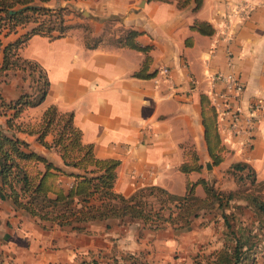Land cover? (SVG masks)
<instances>
[{"label": "crops", "instance_id": "obj_1", "mask_svg": "<svg viewBox=\"0 0 264 264\" xmlns=\"http://www.w3.org/2000/svg\"><path fill=\"white\" fill-rule=\"evenodd\" d=\"M51 1L54 0L45 4ZM57 1L65 4L68 0ZM240 2L250 10L230 42L234 57L232 65H228L220 29L226 14ZM82 4L87 7L82 12L90 13L85 31L75 26L59 36L36 33L19 49L20 55L43 67L49 87L42 102L21 111L15 121L21 129H9L11 132L62 165L61 155L28 131L39 123L25 122L21 115L28 111L38 114L41 120L50 104L60 111L72 112L82 140L92 143L94 154L119 160L114 189L124 195L152 184L183 194L188 179L195 181L199 177L215 181L223 189H235L234 177L229 172L223 174L232 162L240 160L254 168L257 179H264V0H203L197 10H193L194 0L185 6L163 0H84ZM110 17H117L121 26L114 37L126 28L137 29L140 32L136 42L149 49L104 41V23ZM195 19L210 22L215 31L203 34L192 29ZM30 25L3 36V42L13 40ZM86 33L101 39L90 47ZM147 56L144 71L156 73L136 75ZM164 67L167 73L162 72ZM219 70L234 72L244 83L239 100L231 104L239 105L245 112L251 103L260 104V118L249 142L245 135L230 136L224 132L227 119L219 117V133L229 151L219 164L213 165L204 138L201 92L210 87L209 74ZM215 90H224V83L216 82ZM24 91H29V84L23 71L10 69L0 74V98L4 101L14 100ZM2 109L0 105V123L7 128L10 113ZM49 134L47 140L53 137ZM193 151L202 167L185 172L180 165L192 158ZM209 162L213 166L210 172ZM62 180L68 187L73 178L62 176ZM195 192L205 195L200 183ZM245 211L247 217L253 218L250 208ZM130 223L109 218L91 221L81 231L70 227L43 228L36 218L0 196V264H70L77 251L86 254L90 249L106 246L113 236L123 241L127 227L137 228L140 224ZM122 247L128 245L122 243Z\"/></svg>", "mask_w": 264, "mask_h": 264}, {"label": "trees", "instance_id": "obj_2", "mask_svg": "<svg viewBox=\"0 0 264 264\" xmlns=\"http://www.w3.org/2000/svg\"><path fill=\"white\" fill-rule=\"evenodd\" d=\"M47 1L0 0V32L6 26L15 31L17 24L31 23L13 40L4 43L0 36V74L10 69H19L25 75L38 73L39 83L37 90L24 91L9 102L0 98V105L11 110L6 119L8 127L4 128L0 123V196L9 198L17 209L36 218L43 228L70 227L76 231L86 229L91 221L109 218L129 223L138 221L144 228L181 230L212 211L221 218L224 227L222 241L212 251L200 254L196 264H258L257 254L264 241V179H257L248 162L234 161L226 169L236 181L235 189H223L215 181L199 177L195 181L188 179L183 194L152 184L140 186L131 194L124 195L114 189L119 160L94 154L92 143L82 140L72 112L60 111L56 105L50 104L44 109L39 124L28 130L35 133L45 147L53 148L61 155L62 165L32 149L27 140L9 130L21 129V124L14 120L25 107L42 102L49 87L43 67L37 61L20 55L19 49L33 34L59 36L73 27L65 23L62 8H52L45 4ZM163 1H176L179 6L190 2ZM202 3L203 0H194L193 10L199 9ZM10 9L15 11L10 12ZM190 27L203 34L215 31L210 22L200 19H195ZM139 32L126 28L123 34L112 39L114 43L147 51L149 46H141L135 40ZM85 39L86 44L92 47L101 38L86 33ZM190 40V37L186 38V43H191ZM148 60L149 56L136 75L156 73L144 71ZM201 115L211 163L217 165L229 149L219 133L216 108L205 92H201ZM49 133L53 134L51 140L46 139ZM191 156L180 165L185 172L202 167L196 152L193 151ZM62 176L73 178L68 187L64 186ZM198 183L204 188V196L195 192ZM240 199L244 202H237ZM245 208L252 210L253 219L245 217ZM78 264L148 263L135 252H126L106 261L82 256Z\"/></svg>", "mask_w": 264, "mask_h": 264}, {"label": "rangeland", "instance_id": "obj_3", "mask_svg": "<svg viewBox=\"0 0 264 264\" xmlns=\"http://www.w3.org/2000/svg\"><path fill=\"white\" fill-rule=\"evenodd\" d=\"M83 1L68 0L65 1V4H61L59 1L54 0L48 6L62 8L61 13L63 14L65 23L72 24L73 27L76 26L85 31L86 24L88 25L86 18L90 13L87 12L89 14H84L82 12V8L87 9L86 4H82ZM116 20L117 17H110L104 23L105 31L102 37L104 41L113 42L112 38L114 34L121 29V26ZM78 24L81 25L77 26ZM27 26L28 24L19 23L16 25L15 31L11 29L12 27L10 29L7 26L3 27L0 36L3 40V36L17 32V30H21ZM24 76L26 83L29 84V91L37 90L39 84L38 73L34 75L24 74ZM2 110H6L7 114L11 112L6 107ZM21 119L25 120V122L29 121L30 124H38L40 121L38 120V114L28 113V111H23ZM17 120L19 119H15L14 122ZM51 135L53 134L51 133L48 136L51 137ZM212 169L213 166L208 171L210 172ZM203 170H207L206 166H203ZM224 171L223 175L228 173L226 170ZM223 178L225 177L223 176ZM244 215L247 218V213ZM127 231L125 230L123 241H117L118 236H113L106 246L90 249L86 254L78 253L77 251V255L70 264H78L82 256L86 258L96 257L101 261H106L113 256L120 257L126 252H135L141 260L148 264H196V259L200 254L208 253L220 245L224 227L219 215L211 211L198 217L190 227L181 230H174L171 227L164 229L144 228L140 223L137 228L134 225H129ZM118 242L121 244L119 245ZM122 243L128 245V247H122ZM263 248L264 241H262L261 248L257 254L258 264H264V253L261 254Z\"/></svg>", "mask_w": 264, "mask_h": 264}, {"label": "built area", "instance_id": "obj_4", "mask_svg": "<svg viewBox=\"0 0 264 264\" xmlns=\"http://www.w3.org/2000/svg\"><path fill=\"white\" fill-rule=\"evenodd\" d=\"M249 6L243 2L235 4L231 12L226 14L225 20L222 22L220 33L221 38L225 40L226 63L232 65L234 52L230 46V42L235 38L236 29L249 14ZM166 67L162 68L163 73H167ZM210 87L205 92L217 111V120L219 117L227 119L224 126L225 131L230 136L245 135L250 142L253 137L254 130L259 120L260 104L251 103L247 112L239 105L234 106L231 102L239 100L244 89V83L240 76L234 72L215 71L209 74ZM221 81L224 83V90L216 91L215 83ZM219 129V128H218Z\"/></svg>", "mask_w": 264, "mask_h": 264}, {"label": "water", "instance_id": "obj_5", "mask_svg": "<svg viewBox=\"0 0 264 264\" xmlns=\"http://www.w3.org/2000/svg\"><path fill=\"white\" fill-rule=\"evenodd\" d=\"M14 11H15V9H10V12H14ZM84 13L87 14V11H84ZM207 166L208 167H211V163L210 162L207 163Z\"/></svg>", "mask_w": 264, "mask_h": 264}]
</instances>
